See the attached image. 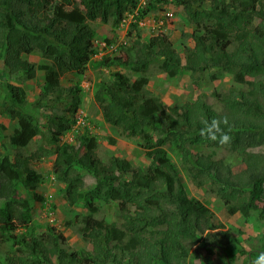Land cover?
I'll return each mask as SVG.
<instances>
[{
    "label": "trees",
    "instance_id": "trees-1",
    "mask_svg": "<svg viewBox=\"0 0 264 264\" xmlns=\"http://www.w3.org/2000/svg\"><path fill=\"white\" fill-rule=\"evenodd\" d=\"M137 3L0 0V53L7 78L20 82L34 79L37 71L44 75L41 99L28 107L24 88L13 83L0 87V102H6L5 112L16 124L10 135H0L5 139L2 148L21 149L41 133L36 113L42 100L66 91L59 84L61 75L105 69L119 62L136 77L110 72L98 80L93 101L104 121L126 137L139 138L140 147L151 159L147 167L133 168L118 158L105 166L95 156V137L87 133L78 139V146L62 143L56 148L51 175L62 185L57 192L68 205L84 203L88 213L75 218L82 224V239L92 246L91 251H67L61 233L53 227L39 233L32 220L36 205L45 202L36 191L45 178L29 167V157L0 153V264H52V257L56 264H184L191 249V263L212 264L206 256L217 253L221 264H234L239 240L214 223L213 212L202 202L187 195L182 175L166 151L168 143L176 145L185 173L197 186H214L229 215L240 213L248 220L257 214L264 223V154L249 151L264 144V0H211L208 6L204 0H148L143 9ZM159 3L182 7L195 26L191 36L195 47H184L182 57L169 36L158 33L147 39L137 36L128 47L124 42L123 61L95 57L93 22L107 23L112 18L117 23L124 13L138 9L130 29L139 28L137 22ZM255 19L259 21L255 23ZM128 37H132L130 32ZM36 49L46 63L35 66L21 58ZM155 61L171 78L190 72L196 86L206 72L212 81L228 73L234 83L247 89L232 88L227 95H218L221 113L207 104L204 93L193 102L167 107L147 89L148 68ZM79 104L76 99L68 111L74 114ZM51 115L49 132L56 142L75 121ZM223 117L228 125L221 126L232 137L229 145L220 146L200 135L202 121ZM189 145H205L213 153L242 149L239 157L245 168L233 174L222 160L193 155ZM77 169L94 179L91 187H85ZM19 189L25 197L19 195ZM100 198L117 203L120 226L95 218V201ZM2 247L6 250L1 251ZM239 252L244 256L242 263L252 264L264 246L248 254Z\"/></svg>",
    "mask_w": 264,
    "mask_h": 264
},
{
    "label": "rangeland",
    "instance_id": "rangeland-1",
    "mask_svg": "<svg viewBox=\"0 0 264 264\" xmlns=\"http://www.w3.org/2000/svg\"><path fill=\"white\" fill-rule=\"evenodd\" d=\"M210 2L211 0H204V5L208 6ZM168 11L172 13V16L167 18L165 17V13ZM129 14L124 13L123 18L117 23L111 18L107 23L97 20L91 24L95 31L93 44L97 51V58L108 56L110 58H119L123 61L124 53L121 50V46L124 42V46L128 47L134 44L137 36L147 39L158 33L168 35L173 42V47L182 57L184 47H195L191 37L195 26L189 22L181 6H175L170 3H159L148 13L143 26L134 29H130ZM258 21V19H255V23ZM128 32L132 34L131 38L128 37ZM21 58L35 66L46 63L38 49L28 55L22 54ZM4 59V56L0 53V67L2 68L0 87L2 88L6 83H13L24 88L27 107L33 105L38 99H41L39 94L44 82L43 73L37 71L35 78L32 80L14 82L7 78V68L4 64ZM159 65L160 62L155 61L148 68L149 83L147 89L160 97L167 107H175L185 102H193L200 93H204L207 96V104L215 112L221 113L223 111V104L220 103L218 95H227L229 91H232V88L247 89L245 85L234 83L232 75L228 73H221L216 80L212 81L209 78L210 73L206 72L200 86H196L192 83L190 72L184 71L171 78L160 70ZM113 71H120L131 79L136 77L134 73L123 68L119 62L112 64V66L110 65L109 68H101L96 71L88 68L82 74L73 72L64 73L59 77V84L66 91H63L60 97L57 94H52L44 101L42 100V107L36 113L41 133L26 147L21 149L6 147V150L1 145L2 142L5 143V139H0V153L7 151L12 158H15L18 154L24 158L29 157V167L45 178V181L36 190L45 198V202L36 205L32 220L39 227L37 230L39 233L48 230V227H53L56 233H61L65 240L62 246L67 251H77L79 249L91 251L92 246L90 242L82 239L81 229L83 227L79 219L75 218L76 215L82 216L88 213L84 203L77 202L74 205H68L66 200L63 199V194L57 192L62 185L52 180L53 176L51 172L56 148L62 143L78 146V139L87 133L95 137V156L105 166L115 158L127 160L133 168L147 167L151 160L140 147L141 140L135 137H126L120 129L107 124L97 104L93 101V92L96 89L98 80L100 78H107L110 72L112 73ZM76 99L80 100V104L74 114H72V112L68 111V108H70V104L75 102ZM48 102H50L51 107H47ZM6 105L5 101L0 102V135L2 134L5 137L10 135L16 128L15 122L5 112ZM52 113L75 121L60 136L59 141L56 142L51 140L52 135L49 132L50 124L48 119L52 116ZM189 148L193 155H211L213 160H222L224 164L230 166L233 174H237L245 168L239 157L242 149L237 153H231L226 150H216L213 153L211 151L213 149H208L205 145H189ZM166 151L182 175V182L187 195L202 202L213 212L214 223L222 225V231H227L231 238L239 240V243L236 241L235 245L234 264H244L241 262L244 256L240 255L241 253H238V250H243L245 254H248V252L260 250L264 246V223L258 219L257 214H254L248 220L240 213H236L233 216L229 215L226 207L215 193L213 185L205 184L197 186L187 176L184 166L180 161L181 158L176 145L168 143ZM249 151L264 154V144L257 148L249 149ZM38 156L40 157L39 159H37ZM78 171L83 174L85 187H91L94 179L84 171ZM18 193L23 197L26 196L21 189L18 190ZM95 204L97 206L96 219L105 220L117 226L121 225L122 218L116 202L100 198L95 201ZM2 248L1 251L6 250L4 247ZM17 255L19 256L20 254ZM206 258L212 264H221L217 253H213L210 256L207 255ZM193 259L194 254L191 249L184 264H201L196 261L191 263ZM51 261L52 264H56L55 257H52ZM123 264H126V262Z\"/></svg>",
    "mask_w": 264,
    "mask_h": 264
},
{
    "label": "clouds",
    "instance_id": "clouds-1",
    "mask_svg": "<svg viewBox=\"0 0 264 264\" xmlns=\"http://www.w3.org/2000/svg\"><path fill=\"white\" fill-rule=\"evenodd\" d=\"M147 2H148V0H139L137 3L138 4L137 8L143 9L147 5ZM137 10L138 9H136L132 14H129L130 15L129 26H130L131 22L134 21L133 17H134V15L137 14V12H136ZM165 17L168 18V16H166V15H165ZM144 21H145V19H143L140 22H137L138 26L139 27L143 26ZM121 24H122V22H121ZM95 57L97 58V54L95 55ZM80 87L82 88L81 85H80ZM202 123H203V127L200 130V135L203 138H205L206 140L211 141L213 143H217L220 146H226V145H229L231 143V141H232L231 135H229V132L225 131V128L221 126V125H224L226 127L228 125L227 117H223L220 119L213 118L210 121L204 120V121H202ZM52 180L54 181L53 177H52ZM252 264H264V252L259 253L257 258L252 262Z\"/></svg>",
    "mask_w": 264,
    "mask_h": 264
},
{
    "label": "built area",
    "instance_id": "built-area-1",
    "mask_svg": "<svg viewBox=\"0 0 264 264\" xmlns=\"http://www.w3.org/2000/svg\"><path fill=\"white\" fill-rule=\"evenodd\" d=\"M165 15L168 16V17L172 16V14L170 12H167Z\"/></svg>",
    "mask_w": 264,
    "mask_h": 264
}]
</instances>
